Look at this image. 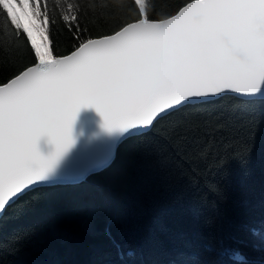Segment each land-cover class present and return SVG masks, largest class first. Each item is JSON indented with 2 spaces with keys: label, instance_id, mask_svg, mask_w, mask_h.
<instances>
[{
  "label": "trees",
  "instance_id": "trees-1",
  "mask_svg": "<svg viewBox=\"0 0 264 264\" xmlns=\"http://www.w3.org/2000/svg\"><path fill=\"white\" fill-rule=\"evenodd\" d=\"M189 1L142 3L158 20ZM46 4L53 56L139 15L135 0ZM35 62L0 13V84ZM0 264H264V99L189 104L123 140L80 183L25 192L0 217Z\"/></svg>",
  "mask_w": 264,
  "mask_h": 264
},
{
  "label": "snow or ice",
  "instance_id": "snow-or-ice-1",
  "mask_svg": "<svg viewBox=\"0 0 264 264\" xmlns=\"http://www.w3.org/2000/svg\"><path fill=\"white\" fill-rule=\"evenodd\" d=\"M135 2V22L78 39L64 56L49 49L46 0H15L21 10L27 5L26 22L13 23L0 5L36 61L0 84V207L73 145L82 108L94 109L105 130L128 134L193 102L226 92L252 95L264 86V0H190L158 20ZM41 137L53 146L47 156L37 146Z\"/></svg>",
  "mask_w": 264,
  "mask_h": 264
},
{
  "label": "water",
  "instance_id": "water-1",
  "mask_svg": "<svg viewBox=\"0 0 264 264\" xmlns=\"http://www.w3.org/2000/svg\"><path fill=\"white\" fill-rule=\"evenodd\" d=\"M68 54H70V52ZM33 65L34 64L30 66ZM223 95H233L242 99H264V86H262L256 94L247 95L226 92L218 94L210 100L219 98ZM195 103L200 102H193L192 104ZM102 125L103 121L94 109L82 108L73 123V145L60 156L52 169L38 182L32 184L25 190L20 191L11 200H7L6 198L7 202L0 207V217L3 215V212L8 205L12 204L19 196L29 190L41 186L80 183L89 175L104 170L114 160L116 149L123 140L131 136L143 134L152 127V125H150L145 129L133 130L128 134H124L119 132H109L105 130ZM37 146L41 154L45 156L53 150V146L48 141L47 137H41Z\"/></svg>",
  "mask_w": 264,
  "mask_h": 264
},
{
  "label": "rangeland",
  "instance_id": "rangeland-1",
  "mask_svg": "<svg viewBox=\"0 0 264 264\" xmlns=\"http://www.w3.org/2000/svg\"><path fill=\"white\" fill-rule=\"evenodd\" d=\"M4 5L6 6L12 20L16 23L18 21L26 22L28 20L27 5H24V9L21 10L16 4L15 0H3ZM38 44H41V39L38 35H35ZM41 50H44V47L41 46Z\"/></svg>",
  "mask_w": 264,
  "mask_h": 264
}]
</instances>
